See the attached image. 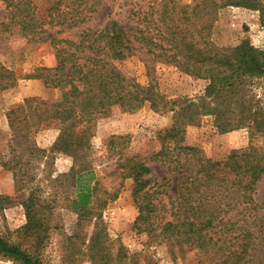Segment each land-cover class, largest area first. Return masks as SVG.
I'll return each instance as SVG.
<instances>
[{
	"label": "trees",
	"instance_id": "obj_1",
	"mask_svg": "<svg viewBox=\"0 0 264 264\" xmlns=\"http://www.w3.org/2000/svg\"><path fill=\"white\" fill-rule=\"evenodd\" d=\"M103 1L50 0L41 13L34 0H3L7 22H2L1 29H18L33 42L50 43L56 51V67L41 68L27 78H41L47 88L62 92L61 101L50 106L48 117L61 125L55 150L75 160L66 176L71 190L67 207L78 219L68 240L73 244L78 231L92 225L86 244L88 260L126 264L124 247L112 254L98 212L118 192L99 202L95 171L88 165H76L89 156L91 130L99 118L113 107L135 112L152 100L116 65L141 53L205 80L207 86L196 98L177 103L172 127L161 134V148L154 158L175 177L166 200L157 197L158 191L152 192L147 178L152 169L145 162L132 158L121 164L123 181L133 182L132 196L139 211L135 227L165 246L174 260L181 257L184 262L187 253L195 252L201 257L200 264H264V209L256 198V187L264 179V50L248 40L230 47L213 40V21L219 10L257 11L264 23V0H195L182 6L177 0H137L130 5L129 22L109 13L102 28L85 27L74 38L66 35L86 26ZM12 80L2 89L14 85ZM205 116L213 118L218 133L248 130L251 146L213 160L185 145L186 127L199 124ZM32 153L41 152L36 148ZM15 162L11 169L22 191L25 187L18 179L22 174L16 170L19 159ZM38 191L32 190L22 204L27 223L20 233L25 240L11 243L0 234V255L20 264H45L46 239L57 228L50 220V204L40 201ZM11 201L0 195V209Z\"/></svg>",
	"mask_w": 264,
	"mask_h": 264
},
{
	"label": "rangeland",
	"instance_id": "obj_2",
	"mask_svg": "<svg viewBox=\"0 0 264 264\" xmlns=\"http://www.w3.org/2000/svg\"><path fill=\"white\" fill-rule=\"evenodd\" d=\"M136 1L104 0L99 12L86 26L66 35L74 38L85 27L102 28L109 13L112 18L129 22L128 11ZM177 1L181 6L195 2ZM34 2L44 13L50 0ZM6 15V6L0 0V195L12 200L0 209V234L11 243L25 240L20 233L27 223L22 204L32 190H39L40 201L51 206L52 226L57 227L46 239L44 263L92 264L85 255L92 225L78 231L73 244L68 240L78 219V215L67 207L71 190L66 176L74 167L75 160L55 150L61 125L48 117L50 106L61 101L62 92L47 88L41 78H27L38 74L41 68L56 67V51L50 43L33 42L18 29H1L2 22H7ZM213 22V40L219 46H236L248 40L264 50V23L259 12L227 7L215 14ZM116 65L123 75L144 88L152 100L135 112L113 107L107 116L99 118L91 130L89 156L76 165L77 168L88 165L95 171L99 202L105 201L108 194L118 192L117 198L109 199L108 204L101 205L98 210L102 214L112 254L115 256L124 247L128 256L126 264H200L201 257L195 252L186 254L185 263L181 257L174 260L165 246L154 243L147 232L135 227L139 211L132 196L133 182L131 179L123 181L121 164L132 158L145 162L152 169L147 176L151 180L152 192L158 191L157 197L166 200L165 194L174 189L175 177L154 158L161 148V134L172 127L177 103L202 94L207 82L141 53ZM10 73L15 84L2 89L9 82ZM151 87L153 93L150 92ZM252 142L246 129L218 133L210 116L203 117L199 124L187 126L184 134L185 145L197 148L202 156L213 160L244 150ZM36 148L41 153L31 154ZM17 159L16 170L22 174L18 179L25 187L22 191H18L15 169H11ZM24 173L26 175L23 176ZM256 198L264 209V179L256 187ZM0 264L20 263L0 255Z\"/></svg>",
	"mask_w": 264,
	"mask_h": 264
}]
</instances>
